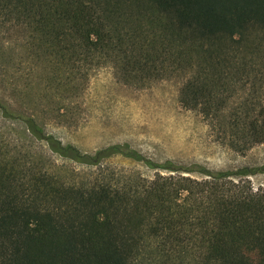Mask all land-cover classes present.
Returning <instances> with one entry per match:
<instances>
[{
	"label": "trees",
	"instance_id": "trees-1",
	"mask_svg": "<svg viewBox=\"0 0 264 264\" xmlns=\"http://www.w3.org/2000/svg\"><path fill=\"white\" fill-rule=\"evenodd\" d=\"M0 27L23 32L12 76L39 98L83 92L103 67L136 87L176 79L231 147L264 143V0H0ZM116 154L157 173L54 158L99 168ZM263 171L155 163L129 144L90 155L0 97V264H264V188L249 179Z\"/></svg>",
	"mask_w": 264,
	"mask_h": 264
},
{
	"label": "rangeland",
	"instance_id": "rangeland-1",
	"mask_svg": "<svg viewBox=\"0 0 264 264\" xmlns=\"http://www.w3.org/2000/svg\"><path fill=\"white\" fill-rule=\"evenodd\" d=\"M24 39L23 32L16 29L8 32L0 27V51L7 56L6 68L10 75L5 83L0 82V97L13 110L33 114L46 132L63 143L90 155L110 145L129 144L155 163L172 161L185 166L197 163L212 170L264 165V143L254 144L244 151L231 147L223 135L226 126L216 129L200 113L180 103V82L176 79H161L146 87H136L119 81L110 68L103 67L92 75L83 92L66 98L65 86L59 93L45 92L44 97L39 98L38 87H27L24 78L16 80L12 76L16 72L13 67L16 57L24 59L30 53L22 46ZM22 66L23 63L21 71ZM12 81L17 82L18 88H14ZM246 96L240 91L236 99L244 101ZM31 99L36 104L30 103ZM59 105L63 108L57 110ZM6 124V130L16 133L11 128H14L12 123ZM54 158L59 163L65 161L96 173L100 166L107 171H123L124 175L140 173L153 177L157 173L143 161L121 154L103 158L99 168L66 161L57 155ZM191 176L202 178L200 174ZM249 179L255 188H264V171L250 175Z\"/></svg>",
	"mask_w": 264,
	"mask_h": 264
}]
</instances>
